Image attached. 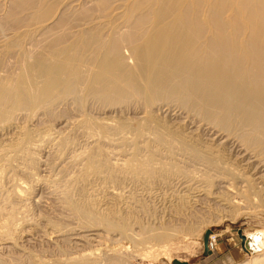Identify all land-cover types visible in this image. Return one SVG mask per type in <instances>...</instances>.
<instances>
[{
    "label": "bare ground",
    "instance_id": "bare-ground-1",
    "mask_svg": "<svg viewBox=\"0 0 264 264\" xmlns=\"http://www.w3.org/2000/svg\"><path fill=\"white\" fill-rule=\"evenodd\" d=\"M0 2V130L19 124L20 116L22 122L31 116L38 118L41 112L53 117L60 105L71 101L82 118L59 124L71 123L91 139V148L73 159L84 162L78 182L84 184L102 173L153 179L155 175L176 176L183 173L180 166L160 163L156 171L153 163L162 156L184 158L214 172V192L191 188L196 204L209 196L224 206L253 200L256 204L248 202L242 213L264 211V0ZM48 12L53 13L50 18ZM17 23L20 26H13ZM91 102L102 106V111H132L137 129L129 131L134 121L129 118L104 121L89 116L86 111ZM16 128L21 137L10 144L16 153L4 152V165L26 159L32 168L36 164L30 148L33 131L22 125ZM143 138L150 140L149 145L140 144ZM114 142L133 148L131 162L123 169L113 166L104 151L105 145ZM59 143L65 150L74 141L62 138ZM226 175L236 181V193ZM12 196L20 198L21 193L16 190ZM61 199L87 232L120 230V236L131 242L158 243L178 230L172 225L173 229L156 228L141 222L136 232L130 216L116 215L117 220L99 216L93 203L83 205L70 190ZM52 219L46 224L54 234H64L63 222ZM1 242L0 253L6 247ZM3 257L0 264H4ZM244 264H264V256Z\"/></svg>",
    "mask_w": 264,
    "mask_h": 264
},
{
    "label": "rangeland",
    "instance_id": "rangeland-1",
    "mask_svg": "<svg viewBox=\"0 0 264 264\" xmlns=\"http://www.w3.org/2000/svg\"><path fill=\"white\" fill-rule=\"evenodd\" d=\"M0 4L2 3L0 2ZM51 13L48 12L47 14L49 18L53 14ZM20 24L17 23L13 26H20ZM27 24H29L28 21ZM91 103L90 109L88 108L86 111L89 116L95 119L100 118L104 121L115 119L117 121L129 118L131 121L134 120L130 122L129 131L133 133L137 129V121L135 122L136 119L133 118L132 111L130 112L129 110L123 113L118 111V109L114 110V113L112 112L113 110L106 111L108 109L102 111V106L98 103ZM57 109L56 112L58 114L53 117L41 112V115L39 114L38 118L36 117L37 119L31 116L22 122L19 119L21 118L20 116L18 118L19 124L12 126V128L0 130V238H2L0 241L2 240L3 244L5 243L4 246H6L4 248L6 251L3 249L1 251L3 255L1 253L0 255L4 256V264H177V262L188 264H244L255 257L264 256V211L251 209L252 211L249 210L246 213H242L248 207V202L252 205L256 204L253 200L243 202L242 199L239 206L231 204H225L224 206L221 205L222 201L216 202L219 200L216 198L210 199V196L205 200L206 197L204 196V201L196 204L193 190L200 187L202 188H200L201 190L209 188L212 193L215 191L216 180L214 172L206 170L189 159H165L163 156L158 157L159 159L156 158V163H153V168L156 171H158V167L161 164H167V166L178 165L187 172L183 170V173L176 176L168 177L165 175V177H161L155 175L157 178L154 177L153 179L142 176L131 177L127 173L118 175L119 177H117V174L115 177L102 173L96 177L92 176L85 183L83 182L84 184L78 182L77 180L79 179L76 178L83 171L84 162L81 159H78V162L73 159L87 151L88 147L91 148V139L77 126L71 123L67 124L69 126L66 125L69 121L82 118L81 115L79 116L81 113L76 109L75 104L73 106L71 101L66 102ZM61 121L66 123L63 122L60 125L59 122ZM21 125L32 129L34 134L35 139L33 138L30 148L32 149V156L36 159V164L32 168H30L29 161L26 159H18L10 167L9 165H4L3 153L7 151L5 155L9 156H13L16 153V149L14 150L11 145L21 137L19 129L16 128L21 127ZM72 128L76 130H72ZM77 130L78 132H76ZM127 136L133 138L130 134H127ZM62 138H69L74 143L63 150L59 146ZM142 141L141 145H149L150 140L148 138H143ZM114 143L105 145L104 151L106 150L108 157L111 158V163L114 161L112 165L114 164L116 168L123 169L128 162H131L133 148L126 144ZM225 173L230 174L231 172L226 170ZM226 176L230 180L231 176ZM229 180L228 183L231 182L229 184H232L234 189H239L236 181H231L232 177ZM234 189L231 188L236 193L237 189ZM16 190L20 191V198L12 196ZM69 190L76 200H80L82 204L84 203L83 205L93 203L99 216L104 214L102 216L107 215L112 219L116 218V220L118 218L116 215L126 216V218L130 216L133 218L132 230L136 232L138 231V223L142 222L143 226L146 225L148 227H164L167 229L175 227L174 229H178V233L176 232L177 235L175 234L172 238L158 243L150 240L140 243L132 240V243L129 239H123L120 236V230L108 232L102 228L99 231H88V233L86 229H82L84 227H82L83 224L80 221L78 222V220L76 221V219L71 217L69 210L62 202L63 194L67 191L69 192ZM208 192L206 193L207 196ZM216 192H220V190ZM226 193L228 194L229 192ZM227 194L225 195L224 192L225 196H228ZM12 200L13 202H11ZM143 200L145 203H143ZM205 201L207 202L205 203ZM11 203L14 204V209L11 208ZM227 212L233 217L228 216ZM128 213L129 215H127ZM51 219H59L63 222L65 226H63L62 230L65 231V235H58L56 232L54 234L52 228L50 229L46 224V221ZM136 224L137 226H135ZM64 227L66 230H64ZM208 231H211L209 239L211 240V237H214V243L213 247L209 248L208 246V256H204V239ZM93 234L95 235L93 236ZM241 237L245 238V242ZM86 255L89 256L86 259L83 258Z\"/></svg>",
    "mask_w": 264,
    "mask_h": 264
},
{
    "label": "water",
    "instance_id": "water-1",
    "mask_svg": "<svg viewBox=\"0 0 264 264\" xmlns=\"http://www.w3.org/2000/svg\"><path fill=\"white\" fill-rule=\"evenodd\" d=\"M211 235V231H208L206 233V236H205V239H204V246H205V253H204V256H208V246H209V237ZM242 240L245 242V238L244 237H241ZM177 264H188V263H181V262H177Z\"/></svg>",
    "mask_w": 264,
    "mask_h": 264
},
{
    "label": "built area",
    "instance_id": "built-area-1",
    "mask_svg": "<svg viewBox=\"0 0 264 264\" xmlns=\"http://www.w3.org/2000/svg\"><path fill=\"white\" fill-rule=\"evenodd\" d=\"M214 237H211V240H209V248L213 247Z\"/></svg>",
    "mask_w": 264,
    "mask_h": 264
}]
</instances>
